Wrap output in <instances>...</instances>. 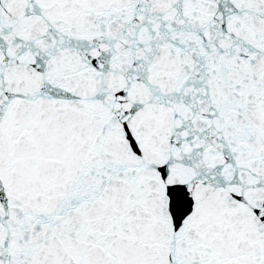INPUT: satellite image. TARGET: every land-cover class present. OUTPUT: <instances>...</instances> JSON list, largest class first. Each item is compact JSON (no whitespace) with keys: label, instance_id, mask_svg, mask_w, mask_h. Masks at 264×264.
Wrapping results in <instances>:
<instances>
[{"label":"snow or ice","instance_id":"1","mask_svg":"<svg viewBox=\"0 0 264 264\" xmlns=\"http://www.w3.org/2000/svg\"><path fill=\"white\" fill-rule=\"evenodd\" d=\"M0 264H264V0H0Z\"/></svg>","mask_w":264,"mask_h":264}]
</instances>
